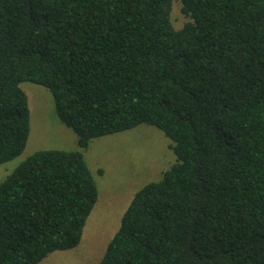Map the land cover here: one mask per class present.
<instances>
[{"label":"trees","instance_id":"1","mask_svg":"<svg viewBox=\"0 0 264 264\" xmlns=\"http://www.w3.org/2000/svg\"><path fill=\"white\" fill-rule=\"evenodd\" d=\"M0 0V166L30 135L21 83L50 89L87 148L140 123L175 161L138 189L96 264H264V0ZM81 149L0 181V264L78 246L99 194Z\"/></svg>","mask_w":264,"mask_h":264},{"label":"rangeland","instance_id":"2","mask_svg":"<svg viewBox=\"0 0 264 264\" xmlns=\"http://www.w3.org/2000/svg\"><path fill=\"white\" fill-rule=\"evenodd\" d=\"M171 19L176 28L191 20L174 0ZM28 95L30 135L23 152L0 166V181L21 161L45 148L81 149L76 133L58 117L53 94L47 87L21 83ZM171 140L163 130L149 123L93 138L81 149L98 184V198L91 210L78 246L56 250L38 264H96L118 230L124 211L135 192L157 180L175 161Z\"/></svg>","mask_w":264,"mask_h":264}]
</instances>
